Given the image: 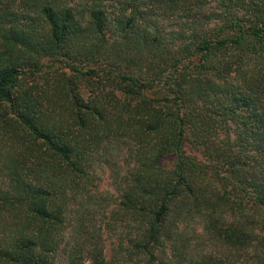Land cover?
<instances>
[{
    "label": "trees",
    "instance_id": "16d2710c",
    "mask_svg": "<svg viewBox=\"0 0 264 264\" xmlns=\"http://www.w3.org/2000/svg\"><path fill=\"white\" fill-rule=\"evenodd\" d=\"M85 262L264 264V0H0V264Z\"/></svg>",
    "mask_w": 264,
    "mask_h": 264
},
{
    "label": "rangeland",
    "instance_id": "374dc122",
    "mask_svg": "<svg viewBox=\"0 0 264 264\" xmlns=\"http://www.w3.org/2000/svg\"><path fill=\"white\" fill-rule=\"evenodd\" d=\"M100 188L101 189H107V190H112L110 185H108V178L107 176H104V178L102 179V182L100 184ZM84 264H88V262H85Z\"/></svg>",
    "mask_w": 264,
    "mask_h": 264
}]
</instances>
